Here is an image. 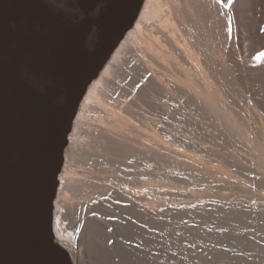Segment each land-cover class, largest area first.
<instances>
[{"label": "bare ground", "instance_id": "obj_1", "mask_svg": "<svg viewBox=\"0 0 264 264\" xmlns=\"http://www.w3.org/2000/svg\"><path fill=\"white\" fill-rule=\"evenodd\" d=\"M261 53L264 0L144 1L65 150L52 219L73 262L92 225L106 230L98 219L139 216L190 221L200 246L226 234V264H264Z\"/></svg>", "mask_w": 264, "mask_h": 264}, {"label": "water", "instance_id": "obj_2", "mask_svg": "<svg viewBox=\"0 0 264 264\" xmlns=\"http://www.w3.org/2000/svg\"><path fill=\"white\" fill-rule=\"evenodd\" d=\"M144 1L0 0V264H74L52 219L65 150Z\"/></svg>", "mask_w": 264, "mask_h": 264}, {"label": "rangeland", "instance_id": "obj_3", "mask_svg": "<svg viewBox=\"0 0 264 264\" xmlns=\"http://www.w3.org/2000/svg\"><path fill=\"white\" fill-rule=\"evenodd\" d=\"M121 94L116 90L113 98ZM98 220L108 225L106 230L92 225L80 240L74 264H226V234L217 235L210 246H200L190 221L160 225L134 216L115 229L108 216Z\"/></svg>", "mask_w": 264, "mask_h": 264}, {"label": "snow or ice", "instance_id": "obj_4", "mask_svg": "<svg viewBox=\"0 0 264 264\" xmlns=\"http://www.w3.org/2000/svg\"><path fill=\"white\" fill-rule=\"evenodd\" d=\"M88 3H94V0H87ZM217 4L220 5L222 8H231L232 4L234 3V0H216ZM220 15H225V13L221 12ZM233 16H226V32L227 36L230 39L232 36V28H233ZM261 55H264V53H261Z\"/></svg>", "mask_w": 264, "mask_h": 264}]
</instances>
